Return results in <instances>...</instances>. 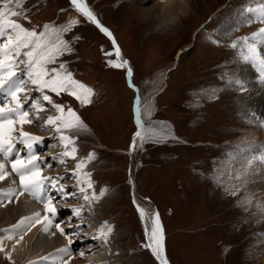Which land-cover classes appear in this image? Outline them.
I'll use <instances>...</instances> for the list:
<instances>
[{"label":"rangeland","instance_id":"obj_1","mask_svg":"<svg viewBox=\"0 0 264 264\" xmlns=\"http://www.w3.org/2000/svg\"><path fill=\"white\" fill-rule=\"evenodd\" d=\"M87 1L101 22L111 29L129 60L132 82L143 101L153 95L156 74L172 64L180 48L191 44L178 56L177 63L168 68L165 86L156 95L154 110L149 115L141 112L146 126L173 134L177 140L159 138L151 132L141 139L133 137V150H129L134 130L130 110L134 95L125 85L124 68L104 63L112 57L110 42L84 18H70L74 24L66 42L71 52L65 57L74 61L71 65L76 72L74 76L85 80L86 90H96L90 103L73 113L85 122L87 131L84 134L77 131L78 126H73L76 130L73 131L69 127L73 121L66 116L60 120L64 130L59 134L65 141H54L57 136L48 128L56 126L59 117L44 108L42 99H36L37 91L28 89L37 85L38 79L32 75L27 83L26 79L21 81L17 91L12 90L20 101L28 99L27 109L18 110L21 119L28 126H37L39 133L49 140L47 151L39 155L34 151L32 159L38 165L48 159L49 166L56 170L52 172L46 165L41 170L55 174L53 178L68 173L59 164L58 150L72 134L75 140L70 142L75 144L69 150L78 165L86 166L85 173L89 176L85 180L91 182L89 191H93L89 195L98 196L104 190V198L93 196V200L81 187L78 197L83 210L74 213L81 223H90L94 218L95 228L88 234L92 240L86 247L100 243L96 252L89 253L97 259L95 264H156L143 244L147 241V231L140 209L152 213L156 221L159 214L171 264H264V188L256 178L264 169L254 161L252 152L243 158L240 149H236L237 146L253 147L260 141V135L264 137V131L259 132L256 127L257 123L264 124V111H253L246 106L250 105V99L254 100L245 92L249 73L246 66L227 63L231 60L228 50L212 45L206 37L208 32L223 29L246 0H185L184 3L179 0L180 5H185V12L171 26L165 25L163 12L154 8L158 0ZM67 4V0H28L13 16L28 14V23L34 19L62 21L70 15ZM67 25H71L69 20L51 30L43 29L35 39L38 49L43 45L41 51L46 53L54 37L45 42L42 36L53 30L59 33ZM7 43L4 41L2 45ZM0 50L9 53V49L1 46ZM37 53L40 57L39 50ZM19 62L22 64L24 60ZM59 62L56 58L52 60L56 65ZM19 68L16 65L9 70H17L18 76H23ZM227 69L237 80L246 81L245 87L225 86L222 74ZM50 93L58 102L74 103L73 97L68 99L54 90ZM11 95L4 101L9 106L16 102ZM36 102L43 110L40 114H37ZM18 112L12 116L16 118ZM12 130L14 136L19 135L16 125ZM37 139L28 138V142ZM227 180L231 181L230 192L223 193L220 183ZM58 197L64 199L63 194ZM85 210H91L90 217L79 215ZM160 222L156 224L161 227ZM85 230L84 227L80 232ZM93 238L97 242L93 243ZM79 256L76 253L75 260L81 262L83 257ZM10 260L8 264H19Z\"/></svg>","mask_w":264,"mask_h":264},{"label":"bare ground","instance_id":"obj_2","mask_svg":"<svg viewBox=\"0 0 264 264\" xmlns=\"http://www.w3.org/2000/svg\"><path fill=\"white\" fill-rule=\"evenodd\" d=\"M19 1L20 0H18V2ZM181 1L183 3L185 2V0H181ZM154 8H157V11L161 13L163 12L162 17L165 19L166 26L167 25L171 26L174 23H176L180 15L184 14L185 12V5L184 4L180 5L179 0H158ZM56 33L57 30H53L50 32V34L48 33L47 35H43L42 38L45 42H49L56 35ZM190 46L191 44L180 48L172 64L168 65V67L166 68H163L160 72L156 74L153 81L154 91L152 97L147 101H143L139 98L138 109H137V112L140 113L139 117H141V112H144L146 115H149L150 112L154 110L156 95H158L164 89L168 68L170 66L172 67L174 63H177L178 56L181 53H183L187 48H190ZM40 47L39 48L41 50L44 46L42 45ZM226 62L229 64L235 63L232 60H228ZM3 68L4 69L0 71V92L5 91L6 89L8 90L6 93L7 95L4 97V99L7 100V97H9L12 94V90H15V84H14L15 82L12 84L11 81H8L11 80L10 70L7 72L6 69L7 67H3ZM250 76L251 75L248 73L247 75L248 86H246V88L248 87V89H246L245 92L246 94H251L254 100L250 99L251 100L250 105L247 104L246 106H250L249 109L253 111L256 110L264 111V90H263L264 87L261 89L262 85L258 83H256V85L255 84L252 85ZM2 80H7V81L2 82ZM138 95H139V89H138ZM3 104L5 105L1 106L2 110H0V140L4 141L6 144L8 143V145H6L7 147L12 145L15 148L16 146L19 145L22 148H24V152L21 150V153L23 152V157L21 160H16L13 157L16 149L14 148L11 149V153H13V155L10 154L8 158H6L7 151L5 149H1L3 151V154L1 155L0 158V264H8L11 261L10 259L18 262L19 264H82V263L95 264L97 262V259L91 257V254L96 252L97 249L96 247L97 246L99 247L100 243L95 244L96 246H91V247L85 246L84 250L78 251L77 253L80 254L81 257H83V260H81V262L75 260L76 253L74 254L71 253V256H69L70 253L66 250L64 239H61L59 236H57L56 233L48 225L44 223L43 221L44 219L42 221L38 219V217L43 213L42 212L43 207L40 204L37 205L33 203V200L29 197L26 199L23 195L26 193L20 189L16 190L17 196L15 201H13V198H10L6 193L3 192V190H5L4 185H8L10 188L12 187L17 188L18 184L20 185L24 183L26 184L25 188H27L32 194L35 195L37 192H39V187H38L39 183H37L35 180L33 182H28L29 177H25L23 173L36 171L37 168L36 166L38 165V162L36 160H33L32 157L35 151L34 148L37 147L40 143L38 139L32 140V142L29 143L28 138L29 139L38 138L39 136H41V134L37 130L38 128H36L37 126H34L32 124L33 127H31V125L28 126L27 124H25V121H23L20 116L22 114L19 113L18 111L17 112L19 114H17L15 118L7 110L8 109L7 107H10L8 105V102L5 103L3 102ZM34 105L37 106V108L35 107L38 111L37 114L43 112L42 108L39 107L40 104L36 102L34 103ZM24 111L23 114L25 115ZM26 117L28 118L29 116ZM29 121L32 122V119L29 118ZM15 125L18 128V130L21 131V132L19 131V135L23 136V138H20L19 135L14 136L16 134H14V130H12V128H14ZM76 130L81 132L84 131L83 134L87 131L84 124L79 126V128L77 127ZM76 130L74 129L73 131ZM151 132H153V134L159 138L162 137L166 139H176L175 135L173 134L168 135L155 131L153 128H150L141 122L137 124V129L134 134V137L136 136L135 138L141 139L142 137H144V135H147V133H151ZM45 137L46 136H42L43 139ZM255 137H256V133L253 134V139ZM10 141H13L15 144H10L11 143ZM25 143H29V144L25 146ZM1 144L2 143L0 142V145ZM2 145L6 147L5 144ZM36 157L34 159H37ZM51 175H55V174H51ZM256 175H257L256 178H259V182H260L259 184H261L264 188V173L261 172L260 174H256ZM46 211L49 210L47 209ZM141 215L143 220H145L146 222L145 229L147 231V241L151 242L150 243L151 248L154 250V252H156V245H154V243H156L159 239L157 227L154 224V220L151 219L150 213L141 212ZM26 220L27 223H24V221ZM83 233L89 234L87 233V231L86 232L83 231ZM101 238L102 237H100V239ZM103 238H105V236ZM95 239L93 238V243L97 242V240ZM153 239H154V243H153ZM90 240H92V238ZM60 250H62L63 252ZM89 253L91 254L89 255Z\"/></svg>","mask_w":264,"mask_h":264}]
</instances>
